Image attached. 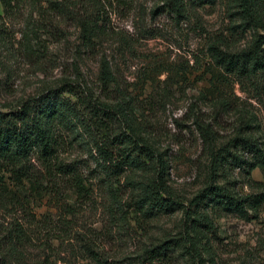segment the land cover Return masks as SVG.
Returning <instances> with one entry per match:
<instances>
[{"label":"trees","instance_id":"16d2710c","mask_svg":"<svg viewBox=\"0 0 264 264\" xmlns=\"http://www.w3.org/2000/svg\"><path fill=\"white\" fill-rule=\"evenodd\" d=\"M22 1L0 0V19L14 13ZM42 1V11L60 14L71 2ZM217 2L226 5L228 33L249 31L250 39L240 49L210 44L213 63L239 77L264 74V0H165V7L182 16L192 6ZM98 12L78 19L88 43L95 35ZM97 83L99 94L81 78L63 79L15 106L0 107V264H69L72 254L62 247L72 245L76 264H181L177 257L185 264H202L204 256L213 263L215 226L207 209L249 219L264 203V183L251 179L254 192L237 193L232 186L214 183L213 177L226 164L246 174L263 169L261 145L249 136H236L210 150L209 183L184 206L167 183L166 160L147 140L150 124L139 120L142 104L115 79L103 59ZM64 129L70 131V142L86 152L84 158L62 157ZM100 190L103 224L98 229L77 225L80 213L71 196L91 203ZM199 204L203 210L196 208ZM43 206L48 208L39 211ZM178 209L182 218L176 232L135 251L113 254L111 244L125 238L130 221L145 235L151 220Z\"/></svg>","mask_w":264,"mask_h":264},{"label":"rangeland","instance_id":"374dc122","mask_svg":"<svg viewBox=\"0 0 264 264\" xmlns=\"http://www.w3.org/2000/svg\"><path fill=\"white\" fill-rule=\"evenodd\" d=\"M44 5L42 0H23L14 13L0 19V107L15 106L63 79L81 78L99 94L97 76L103 59L115 79L142 104L139 120L150 124L147 140L166 160L167 183L184 206L209 183L210 150L236 136H249L264 151V74L249 78L226 74L209 56L210 44L240 49L250 39L249 31L228 33L224 2L192 6L182 16L167 12L165 0H71L64 14L42 11ZM97 11L95 35L88 43L78 19ZM60 137L62 157L86 156L70 142L69 130H62ZM227 148L246 157L238 148ZM216 172L214 183L232 186L237 193L254 192L251 179L264 183V167L246 174L226 164ZM97 193L99 198L91 203L70 198L80 213L76 224L85 229H98L105 220L102 191ZM196 208L203 210L200 204ZM207 213L216 238L211 241L213 263L204 256L202 264H264V203L249 219L225 211ZM181 218L180 209L159 215L149 222L145 235L130 221L125 238L111 244L113 254L135 251L176 232ZM74 247H62L72 254L69 264L77 263Z\"/></svg>","mask_w":264,"mask_h":264}]
</instances>
